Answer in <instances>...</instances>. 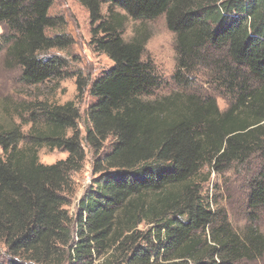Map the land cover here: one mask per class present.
I'll list each match as a JSON object with an SVG mask.
<instances>
[{
	"label": "trees",
	"instance_id": "trees-1",
	"mask_svg": "<svg viewBox=\"0 0 264 264\" xmlns=\"http://www.w3.org/2000/svg\"><path fill=\"white\" fill-rule=\"evenodd\" d=\"M77 1L89 12L94 52L113 63L89 87L96 102L84 140L101 176L74 220L67 195L85 153L73 102L39 104L26 135L0 125V245L30 264H92L111 251L121 264H237L261 255L264 237L244 243L226 219L218 223L202 185L207 165L220 173L255 157L259 170L246 205L251 214L264 210V0ZM52 4L0 0V52L9 48L26 85L57 77L63 67L59 58L38 56L65 45L46 36L55 27ZM115 10L134 21L164 16L175 39L174 85L188 90L199 69L206 71L229 108L220 112L213 97L183 93L151 102L160 81L142 60L143 44L120 35ZM88 86L78 80V95ZM43 147L67 157L42 165Z\"/></svg>",
	"mask_w": 264,
	"mask_h": 264
},
{
	"label": "rangeland",
	"instance_id": "rangeland-1",
	"mask_svg": "<svg viewBox=\"0 0 264 264\" xmlns=\"http://www.w3.org/2000/svg\"><path fill=\"white\" fill-rule=\"evenodd\" d=\"M115 13L120 35L127 42L136 39L143 44L142 60L152 65L160 81L159 90L149 97L151 102L183 93L182 96L213 97L220 112L229 108L230 99L223 95L222 89L211 83L206 71L199 69L188 90L174 85L171 78L176 70L175 39L166 27L164 16L149 21H134L120 10H115ZM100 14L103 20L107 19L106 7L101 8ZM48 17L55 19V27L47 30L46 36L62 37L65 45L60 49L42 52L38 56L44 59L59 58L63 67L57 77H51L41 84L26 85L21 81V68L10 58L9 48L3 46L0 52V125L4 129L16 126L26 135L31 126L30 113L39 104L46 103L53 107L73 102L79 111L77 127L85 153L82 169L71 174L72 190L67 195L69 203L66 210L75 220L80 214L84 200L95 192L96 181L101 176L93 172V153L84 140L86 130L90 127L87 112L96 102L89 93V87L93 81L109 71L113 63L105 55L94 52L90 44L92 25L89 12L77 0H53ZM4 32L5 27L0 25V35ZM80 79L89 83L81 96L76 89V83ZM67 135L70 136L71 132L68 131ZM66 157L67 153L62 150H49L45 147L38 150L39 163L45 166L54 165ZM258 170L259 161L255 157L242 165L234 164L220 173L213 171L211 165L204 169V173L209 176L208 181L202 185L205 203L216 215L218 223L221 218L226 219L232 232L244 243L247 242L248 236L264 237V210L251 214L246 205L249 184ZM83 215L85 216V212ZM147 229L149 226L138 227L142 232ZM73 240L76 242L75 237ZM111 254L112 251L105 258L93 259L92 264H121L118 254ZM11 261L30 264L27 260L12 257L0 245V264H9ZM62 264L72 263L64 261ZM237 264H264V251L252 261L241 260Z\"/></svg>",
	"mask_w": 264,
	"mask_h": 264
}]
</instances>
